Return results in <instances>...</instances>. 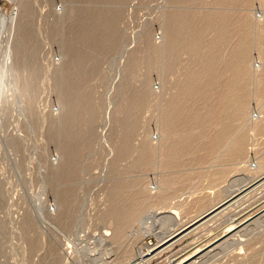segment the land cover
<instances>
[{
	"label": "rangeland",
	"instance_id": "1",
	"mask_svg": "<svg viewBox=\"0 0 264 264\" xmlns=\"http://www.w3.org/2000/svg\"><path fill=\"white\" fill-rule=\"evenodd\" d=\"M169 1L130 0L121 18L122 48L109 54L93 55V58H98V71L87 77L86 89L88 94L91 93L92 103L97 108V138L92 148L83 152L78 175L68 181L63 179L60 164L64 139L61 128L65 120L62 108L66 96V64L70 58L66 51L71 38L80 32V23L74 15L89 7L90 2L0 0V264H104V260L120 264L118 262L126 254H131V260L123 263L127 264L139 257L141 252L154 248L161 238L175 228L168 217L170 212L181 215L178 226L182 227L214 204L241 196L263 181L264 176L252 170L264 159V132L251 130L248 125L245 128L248 136L247 155L239 163L236 161L234 167H231L232 162L221 156L215 164L212 163L214 159H211L205 164L193 166L194 169L183 168L182 175L191 178L189 185L186 188L179 187L174 194L171 192L168 201L166 198L153 201V198L141 221L130 229L125 242L122 241L124 244L110 239L112 236L104 238L105 231H111L104 215L113 205L110 192H113L118 182L116 180L142 177L146 188L155 197L160 189L161 170L142 171L133 168L138 153L118 159L113 167L109 164L117 158V144L122 134L119 122L128 94L138 90L149 74V70L144 67L146 65L141 63L145 57L143 52L144 57L140 53L144 46L143 36L150 30L151 38L156 45H160L161 23H164L166 13L174 11L170 9L172 5ZM199 3L196 7H204L206 3L209 4V0L204 5ZM104 7L102 1L91 5L93 10H102ZM254 11L258 19L263 20V9L255 7ZM74 45L81 47L77 41ZM85 47L83 45L82 50H86ZM137 49L141 65L137 69L134 66L129 73L125 70L128 55L123 52ZM260 50L264 51V46H253L254 63L259 68L257 56ZM23 55L27 58L25 66L20 68L21 78L18 79L15 68L17 64L21 65ZM14 70L16 73L12 72ZM22 75H26V79ZM151 75L153 95L158 97L160 82L154 73ZM11 77L18 79L22 86L25 82L30 85L33 114L29 119L21 116L16 98L19 95L24 102L29 99L21 96L22 89L11 86ZM157 101L151 100L148 106L151 109L147 108L139 116V136L134 141L136 146L145 140L158 142L159 132L153 120L158 113L155 110ZM251 107L253 119L264 117L256 101ZM107 113L110 114L108 122ZM221 168L230 172L225 180L214 183L212 176ZM65 191H71L72 197L67 201L68 213L60 221L58 216L63 206L60 197ZM263 203L264 185L246 196L237 207L207 224L206 228L146 264H169L209 231L219 234L218 231H222L235 215L241 217L249 213L254 218L251 219L255 220L264 213ZM250 222H246V225ZM258 223L245 232L242 243L237 239L230 243L231 246L210 255L199 264H264V221Z\"/></svg>",
	"mask_w": 264,
	"mask_h": 264
},
{
	"label": "bare ground",
	"instance_id": "2",
	"mask_svg": "<svg viewBox=\"0 0 264 264\" xmlns=\"http://www.w3.org/2000/svg\"><path fill=\"white\" fill-rule=\"evenodd\" d=\"M83 1L90 2V6L75 13L74 16L80 23V32L71 38L66 51L67 57L70 58L66 64L68 65L66 96L62 108L65 120L61 128L64 139L63 147L61 145L63 154L60 164L63 179L68 181L78 175L83 152L92 148L97 136L95 121L97 108L95 109L92 103L91 93L88 94L89 91L86 89L87 77L98 71V58H93V55L109 54L122 48L120 24L124 8L130 0ZM98 1L105 4L104 9L93 10L91 5ZM169 2L172 5L170 9L173 8L174 11L166 13L164 16L166 19L161 23L160 45H156L153 37L151 38L150 30L143 36L144 46L140 53L143 52L145 57L142 54L144 61L141 63L146 65L144 67L149 70V74L143 79L138 90L128 94L119 122L122 134L117 144V158L109 164L113 167L118 159L138 153L133 168L142 171L161 170L162 180L156 197L148 191L142 177L132 179L123 177L124 179L116 180L118 182L114 181L116 185L114 184L113 192H110L113 205H110V209L104 215V220L109 223L111 231L106 230L103 237L112 236L110 239L119 244H124L130 229L141 221L140 218L148 211L149 202L153 198V201L156 199L163 201L165 198L168 201L171 192L174 194L179 187L186 188L189 185L191 178L189 175H182L183 168H193L211 159H214L212 163L215 164L221 156L232 162L231 167H234L236 161L239 163L247 152L248 136L245 128L249 125L251 130L264 132V117L253 119L255 117L250 112L252 103L256 101L261 114L264 115V51L260 50L257 56L260 68L256 67L252 55L255 44L264 46V15L262 20L254 14L255 7L263 9L264 14V0H209L213 7L211 5L208 7L209 4L206 3L208 0ZM197 3L206 4L204 7L199 5L201 7L199 8L198 5L196 7ZM76 41L81 47L86 46V50L76 47L74 45ZM136 52L139 53L138 49L123 52L128 55L125 70L129 73L134 66V69H137L139 64L141 65ZM24 55L21 65L16 63L18 79L21 78L20 68L25 66L27 58ZM152 73L160 82L161 91L159 95L157 94L158 97L153 95L154 88L150 84ZM11 79V86L17 90L22 89L21 96L29 99V101L25 99L24 102L23 97L17 95L16 98L21 116L29 119L33 114L30 85L25 82L22 86L15 77ZM163 95L168 97L163 98ZM152 97L158 100L157 107L154 105L158 113L153 120L157 124L159 139L157 143L145 140L136 146L134 141L139 136L137 135L139 116L151 105ZM108 113L106 121L110 117ZM199 153L203 155L200 156ZM258 164L252 171L264 176V159ZM228 172L230 171L222 168L217 169L211 180L214 183L220 179L225 180ZM257 184L259 185L249 188L241 196L228 197L229 199L214 204L215 206L208 208V211L195 217L197 219L182 227L178 226L181 215L170 212L168 217L175 228L161 238L154 248L141 252L139 257L127 264H146L185 239L191 238L197 231L206 228L210 222L231 208L237 207L246 196L263 186L264 178ZM71 193L65 191L60 197L63 202L61 214L58 216L60 221L68 213L67 201L72 197ZM247 214L243 215L245 217L235 215L236 217L230 219L222 231H218L219 234L215 235L209 231L205 237L199 241L197 239L198 242L183 250L182 254L169 264H199L210 255L229 247L230 243L237 239L242 243L245 232H248L252 225L264 221V213L255 220H252L254 218L250 217L251 214ZM249 220L252 222L246 225ZM220 229L222 227L218 230ZM131 257V254H126L118 263H126ZM104 261V264L115 262Z\"/></svg>",
	"mask_w": 264,
	"mask_h": 264
}]
</instances>
